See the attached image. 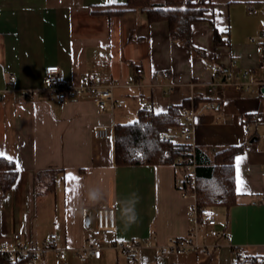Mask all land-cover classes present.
<instances>
[{"label": "crops", "instance_id": "obj_1", "mask_svg": "<svg viewBox=\"0 0 264 264\" xmlns=\"http://www.w3.org/2000/svg\"><path fill=\"white\" fill-rule=\"evenodd\" d=\"M125 1L0 0V152L20 166L13 186H0V249L13 250L17 232L41 248L56 232L66 257L51 251L47 264H238V246L264 255V90H209L211 65L223 77L233 61L237 70L254 69L250 80L264 77L251 40L264 24V0H209L203 19L192 24V42L205 56L174 39L167 20L150 21L140 8L114 16L95 11ZM215 28L224 44L215 43ZM50 64L60 65L70 83L85 77L103 86L117 82L115 96L125 102L112 112L91 99H53L44 87ZM197 95L208 99L196 109L193 127L201 157L213 161L224 147L245 144L235 157L237 202L209 205L221 234L206 237L203 229L201 242L215 244L212 253L163 254L171 238L189 234L196 195H184L181 167L117 165L114 126L134 120L143 107L164 112ZM99 126L111 135L98 137ZM182 130L170 131L177 142ZM110 205L117 233L102 235L100 259L82 260L77 250L93 236L98 209ZM134 241L142 244L134 257L110 252L113 243Z\"/></svg>", "mask_w": 264, "mask_h": 264}, {"label": "trees", "instance_id": "obj_2", "mask_svg": "<svg viewBox=\"0 0 264 264\" xmlns=\"http://www.w3.org/2000/svg\"><path fill=\"white\" fill-rule=\"evenodd\" d=\"M210 4L209 0H126L114 7H102L96 12L110 16L142 9L150 21L167 20L170 34L174 39L182 40L191 50L200 55L204 52L192 42V24L201 20ZM215 43L224 44L226 38L215 28ZM208 100L204 96L186 98L182 104H172L167 111L155 113L143 107L134 120L118 121L114 126L115 161L117 165L136 164H173L191 152L190 142H177L163 138L165 133L185 123L183 110L195 109ZM250 119V118H249ZM252 119V118H251ZM245 149V144L229 145L218 151L210 160L201 157V148L195 146L197 161L196 191L200 206L222 204L231 207L237 202L235 157ZM201 150V151H200ZM18 176L16 163H9L7 157H0V186L8 191ZM53 184L55 181L51 182ZM186 185L188 181L186 179ZM0 264H18L8 252L0 249ZM175 264V263H174ZM238 264H264L258 257Z\"/></svg>", "mask_w": 264, "mask_h": 264}, {"label": "built area", "instance_id": "obj_3", "mask_svg": "<svg viewBox=\"0 0 264 264\" xmlns=\"http://www.w3.org/2000/svg\"><path fill=\"white\" fill-rule=\"evenodd\" d=\"M251 40L255 41L259 47L260 60L258 68L264 74V24L261 25L257 35L252 36ZM236 62L233 61L231 69H229L223 77V70L218 65L209 66L211 76L213 78L210 83L209 90L211 92L216 91L219 87L224 85L234 86L238 90H249L253 85H257L260 90H264V77L262 79L252 81L249 76L254 69L244 68L242 70L236 69ZM138 73H142V68H137ZM165 76H169L168 71H164ZM16 78L11 75L10 83L15 85ZM117 82L110 83L108 85H99L91 78L85 77L79 83H70L67 80L65 73L58 64H50L46 66L44 87L49 91L51 97L60 102H64L69 98L79 99H91L101 109L114 111L117 106L122 105L125 102L124 98H117L115 96L114 88ZM23 95H29V91L22 90ZM0 95V99H1ZM146 108L150 109L149 106ZM196 109L194 107L185 108L183 110V117L185 123L181 133V138L192 144V149L185 157L178 159L173 165L181 167L187 174L188 184L184 188V195L188 196L190 193L196 195V177H197V161L195 154V145L193 142V127L195 122ZM247 130H251V123L246 124ZM95 133L98 137H108L111 135V129L105 126H99L95 129ZM163 138L167 140L175 139L173 133H165ZM264 138V136H263ZM264 200V197H263ZM191 229L187 236L173 237L168 243L161 247L163 254H182L190 251H194L202 248L206 253L210 254L215 244H209L207 242H201L202 230L206 229V237H218L221 232L217 229V218L214 216L212 209L207 206H200L198 202L192 206L191 211ZM93 236L88 238L85 245L77 250L78 256L82 260H88L90 257L100 259L103 255V241L102 235H113L117 233V211L115 205L102 206L98 209V224L91 229ZM14 249L6 250L12 257H14L18 264H47L48 253L53 251L57 255L64 259L66 257V250L59 242V237L56 232L50 234L47 245L45 247H37L25 241L20 233H14ZM113 248L117 251H121L125 254L134 257L139 251L142 244L140 242H128V243H113ZM235 256L238 261H246L250 258L258 257L260 262H264V255H257L255 253L247 251L244 247L238 246L234 249Z\"/></svg>", "mask_w": 264, "mask_h": 264}, {"label": "snow or ice", "instance_id": "obj_4", "mask_svg": "<svg viewBox=\"0 0 264 264\" xmlns=\"http://www.w3.org/2000/svg\"><path fill=\"white\" fill-rule=\"evenodd\" d=\"M111 2H113V0H109V3H111ZM4 156H5V154L3 152H0V157H4ZM7 160H8L9 163H13V158L12 157H10V156L7 157ZM237 161H238V164H239V162H240V158L239 157L237 158ZM15 163H16V168L19 171L20 170L19 162L15 161ZM69 176H70V174H69ZM75 179H76L75 177H71L72 181H75ZM72 191L74 192L75 189H72Z\"/></svg>", "mask_w": 264, "mask_h": 264}, {"label": "clouds", "instance_id": "obj_5", "mask_svg": "<svg viewBox=\"0 0 264 264\" xmlns=\"http://www.w3.org/2000/svg\"><path fill=\"white\" fill-rule=\"evenodd\" d=\"M135 220H136V216H135V215L129 217V219H128V224L134 223Z\"/></svg>", "mask_w": 264, "mask_h": 264}, {"label": "rangeland", "instance_id": "obj_6", "mask_svg": "<svg viewBox=\"0 0 264 264\" xmlns=\"http://www.w3.org/2000/svg\"><path fill=\"white\" fill-rule=\"evenodd\" d=\"M135 117H131V119H134ZM222 217L220 216V219H221ZM113 255H115L117 252L115 251V249H111V251H110Z\"/></svg>", "mask_w": 264, "mask_h": 264}]
</instances>
